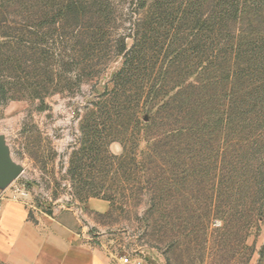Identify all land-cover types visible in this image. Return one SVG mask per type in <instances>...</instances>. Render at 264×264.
<instances>
[{
  "label": "trees",
  "instance_id": "1",
  "mask_svg": "<svg viewBox=\"0 0 264 264\" xmlns=\"http://www.w3.org/2000/svg\"><path fill=\"white\" fill-rule=\"evenodd\" d=\"M114 9L112 0H0V94L45 104V97L80 85L107 52ZM132 12L117 49L122 66L80 122L68 167L74 196L83 203L92 197L113 203L117 195L102 193L106 182H120L124 190L137 172L148 188L159 175L158 191L169 195L174 163L207 145L215 146L211 158L226 161L223 140L232 144L221 180L226 189L251 185L262 195L264 0H136ZM127 37L133 40L129 48ZM15 44L31 57H20ZM245 113L252 114L253 175H245L236 160ZM112 142L121 144L120 155L110 152ZM142 142L146 149L138 162ZM251 204L257 214L264 211L256 200ZM248 248L243 238L241 250ZM260 254L264 264V244Z\"/></svg>",
  "mask_w": 264,
  "mask_h": 264
},
{
  "label": "rangeland",
  "instance_id": "2",
  "mask_svg": "<svg viewBox=\"0 0 264 264\" xmlns=\"http://www.w3.org/2000/svg\"><path fill=\"white\" fill-rule=\"evenodd\" d=\"M112 2L115 9L109 23L111 33L105 40L107 52L96 60L94 75H84L81 84L72 90L45 97V104L26 97L8 100L0 94V135L13 159L24 168L23 174L7 187L8 193L23 199L34 212H77L87 227V236L97 243L101 239L108 255L127 249L147 256L153 264H259L264 244V211L257 214L251 203L256 200L264 210V192L256 196L251 185L226 189L221 180L232 152L228 141L223 140V150L228 153L226 161L211 158L208 153L215 146L207 145L201 154L175 162L169 195L158 191L162 186L159 175H153L148 188L142 173L137 172L135 179L124 183V190H120V182H106L102 193L117 195L113 203L100 197L83 203L74 196L68 167L80 135V122L122 66L123 57L117 49L121 38L129 33V19L136 8V0ZM126 43L131 47L132 38L127 37ZM13 46L20 57H31L29 50ZM242 117L237 140L240 155L236 160L239 166H245V175H253L251 170L256 169L257 160L253 156L255 138L249 123L252 114ZM145 149L146 143L142 142L137 150L138 162H142ZM109 150L117 155L123 152L119 142H112ZM136 170L141 171L140 163ZM247 195L249 198H245ZM94 199L108 202L109 208L105 212L94 210ZM243 217L247 220L242 221ZM243 238L249 247L244 251ZM112 260L120 264L116 258Z\"/></svg>",
  "mask_w": 264,
  "mask_h": 264
},
{
  "label": "crops",
  "instance_id": "3",
  "mask_svg": "<svg viewBox=\"0 0 264 264\" xmlns=\"http://www.w3.org/2000/svg\"><path fill=\"white\" fill-rule=\"evenodd\" d=\"M105 212L108 202L92 201ZM77 212H34L18 197L0 202V262L4 264H115L103 241H92ZM262 241L264 242V236Z\"/></svg>",
  "mask_w": 264,
  "mask_h": 264
},
{
  "label": "water",
  "instance_id": "4",
  "mask_svg": "<svg viewBox=\"0 0 264 264\" xmlns=\"http://www.w3.org/2000/svg\"><path fill=\"white\" fill-rule=\"evenodd\" d=\"M23 172V166L13 159L10 148L4 137L0 135V190L7 188Z\"/></svg>",
  "mask_w": 264,
  "mask_h": 264
},
{
  "label": "built area",
  "instance_id": "5",
  "mask_svg": "<svg viewBox=\"0 0 264 264\" xmlns=\"http://www.w3.org/2000/svg\"><path fill=\"white\" fill-rule=\"evenodd\" d=\"M7 197H16L8 193L7 189L0 190V202ZM92 240V237L90 236ZM112 259L116 258L120 264H153L152 259L145 255L134 254L129 252L127 249L119 250L117 249L115 253H110Z\"/></svg>",
  "mask_w": 264,
  "mask_h": 264
}]
</instances>
